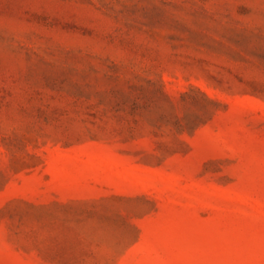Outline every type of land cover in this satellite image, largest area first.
<instances>
[{"label": "rangeland", "instance_id": "obj_1", "mask_svg": "<svg viewBox=\"0 0 264 264\" xmlns=\"http://www.w3.org/2000/svg\"><path fill=\"white\" fill-rule=\"evenodd\" d=\"M0 264H264V0H0Z\"/></svg>", "mask_w": 264, "mask_h": 264}]
</instances>
